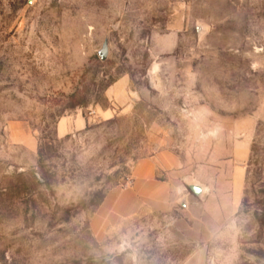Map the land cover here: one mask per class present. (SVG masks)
Wrapping results in <instances>:
<instances>
[{"label": "rangeland", "instance_id": "rangeland-1", "mask_svg": "<svg viewBox=\"0 0 264 264\" xmlns=\"http://www.w3.org/2000/svg\"><path fill=\"white\" fill-rule=\"evenodd\" d=\"M63 117L86 126L61 138ZM162 152L179 163L157 170L176 181L169 209L98 237L108 192ZM192 257L264 264V0H0V264Z\"/></svg>", "mask_w": 264, "mask_h": 264}, {"label": "crops", "instance_id": "crops-1", "mask_svg": "<svg viewBox=\"0 0 264 264\" xmlns=\"http://www.w3.org/2000/svg\"><path fill=\"white\" fill-rule=\"evenodd\" d=\"M86 126V122L82 117L72 118L63 117L59 120L57 126V134L59 137H65L75 131L81 130ZM28 147L34 149L36 143L33 139L26 143ZM248 143L240 140L234 146V162L230 179V195L231 204H236L237 199L240 200L244 186V172L241 165L243 157L247 154ZM155 160H159L161 165H157ZM162 167L164 169H174L179 167L178 160L169 153H159L156 158H146L137 163L133 171V185L127 189L113 188L106 195L105 199L97 209L93 226L96 234L103 236L109 226H113L121 217L130 216L142 207H148L152 212L168 210L171 205V198L177 192L176 181L162 180L157 176V170ZM176 187V188H175ZM194 254H206L204 250H198ZM194 257V256H193ZM190 259V264H203Z\"/></svg>", "mask_w": 264, "mask_h": 264}, {"label": "water", "instance_id": "water-1", "mask_svg": "<svg viewBox=\"0 0 264 264\" xmlns=\"http://www.w3.org/2000/svg\"><path fill=\"white\" fill-rule=\"evenodd\" d=\"M99 56L102 60H106L109 56V46L108 41H105L102 48L99 50ZM188 189L195 196L200 197L204 193V186L199 183H190L188 184Z\"/></svg>", "mask_w": 264, "mask_h": 264}, {"label": "trees", "instance_id": "trees-1", "mask_svg": "<svg viewBox=\"0 0 264 264\" xmlns=\"http://www.w3.org/2000/svg\"><path fill=\"white\" fill-rule=\"evenodd\" d=\"M115 184H117V183H115Z\"/></svg>", "mask_w": 264, "mask_h": 264}]
</instances>
